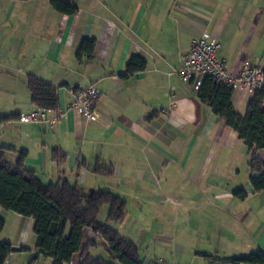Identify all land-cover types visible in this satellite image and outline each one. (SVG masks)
Listing matches in <instances>:
<instances>
[{
    "label": "crops",
    "instance_id": "0c3cea01",
    "mask_svg": "<svg viewBox=\"0 0 264 264\" xmlns=\"http://www.w3.org/2000/svg\"><path fill=\"white\" fill-rule=\"evenodd\" d=\"M63 1L73 4L75 13L58 12L50 0H0V117H10L0 121V145L12 148L7 160L14 163L26 150L25 167L50 182L64 178L116 191L126 206L128 199L140 207L169 206L171 217H136L162 220V228L138 227L151 234L147 239L156 232L170 234V244L154 247L151 262L139 251L145 264H231L233 253L264 252V217H257L264 215V191L254 192L249 181L247 145L172 73L203 32L220 41L218 56L228 71L237 73L246 61L264 67V0ZM84 38L96 40L93 58L77 62ZM133 55L144 58L146 66L126 77ZM28 75L57 88L60 108L48 111L54 122L18 120L36 108ZM89 84L100 93L94 121L69 109L70 88ZM254 94L234 91L233 110L244 116ZM53 148L66 155L63 162L52 161ZM256 155L264 160V150ZM97 160L112 173L93 172ZM81 162L85 166L78 168ZM237 189L245 191V199L234 197ZM183 209L210 217H185ZM129 218L113 228L121 233ZM15 219L19 230L0 241L24 250L5 264L35 252L32 219ZM122 233L136 243L134 234ZM89 239L97 243L89 252L100 246L108 256L100 257L109 260L103 239L86 227L82 246ZM79 261L77 252L69 264Z\"/></svg>",
    "mask_w": 264,
    "mask_h": 264
},
{
    "label": "trees",
    "instance_id": "16d2710c",
    "mask_svg": "<svg viewBox=\"0 0 264 264\" xmlns=\"http://www.w3.org/2000/svg\"><path fill=\"white\" fill-rule=\"evenodd\" d=\"M58 12L73 14L77 8L63 0H50ZM96 40L84 38L80 41L75 59L92 60ZM144 58L133 55L125 66L124 76H131L145 69ZM27 88L31 102L36 108L57 112L60 108L57 88L34 75H28ZM233 90L224 85H216L210 77L203 79L197 92L201 103L208 104L212 112L235 130L247 145L250 160L249 181L254 192L264 191V160L257 157V150H264V88L257 91L249 101L244 116L238 115L231 102ZM10 117H0L6 121ZM12 148L0 145V207L33 221L32 232L36 237L32 261L39 256L50 258L53 264H69L73 255L80 252L79 264H145L139 249L132 239L115 230L111 224L123 220L126 214V201L111 190H94L84 193L82 186L67 179L44 183L35 171L25 167L27 151L21 150L14 163L7 160ZM51 159L60 163L66 155L59 149H51ZM85 166L84 162L78 168ZM92 171L101 175H110L112 169L96 161ZM235 198L243 200V189L233 192ZM106 209L104 220L98 217ZM5 220L0 216V232ZM90 228L103 239L102 246L109 252L110 259L93 257L89 252L97 243L89 239L82 246L83 229ZM24 248H15L10 242L0 241V264H5L9 256ZM231 264H264V252H251L246 256L230 258Z\"/></svg>",
    "mask_w": 264,
    "mask_h": 264
},
{
    "label": "built area",
    "instance_id": "2783aa9c",
    "mask_svg": "<svg viewBox=\"0 0 264 264\" xmlns=\"http://www.w3.org/2000/svg\"><path fill=\"white\" fill-rule=\"evenodd\" d=\"M221 43L208 32L194 41L187 54L181 56L180 64L172 73L198 92L203 79L210 77L216 85H224L233 91L249 89L256 93L264 88V67L243 62L237 73H232L226 68V63L218 56ZM73 101L69 109L76 111L87 121H94L99 117L97 102L100 97L94 84L85 88H70ZM21 123L39 124L52 123L55 119L48 117V111L35 108L31 112L20 114Z\"/></svg>",
    "mask_w": 264,
    "mask_h": 264
},
{
    "label": "rangeland",
    "instance_id": "374dc122",
    "mask_svg": "<svg viewBox=\"0 0 264 264\" xmlns=\"http://www.w3.org/2000/svg\"><path fill=\"white\" fill-rule=\"evenodd\" d=\"M37 176L44 183L50 182L49 181L50 179L45 174L37 173ZM89 184L90 183H88L87 186H82V190L84 193H90L91 191H94V190H105V189H102L100 187H90ZM94 186H96V185H94ZM114 190H116V189H114ZM115 193H116V191H115ZM127 203H128V205L126 206L125 217H130V218L127 220V222H125L123 230L121 228H119V230H122V232L126 231L127 233L130 232V233L134 234L133 236L136 239V241H135L136 246H138L139 251L141 252V255L143 257H145L146 262L149 263V262H151V260H153V258H154L153 256H155L154 251H153L154 247L158 248L161 245L170 244V237H169L170 234H161V233L156 232V235H153L151 237V239H147V238H149V236H151V234H147L145 236L143 234L144 229L140 230V229H138V227L139 228H141V227L147 228V226H149L150 230H148V231H151L152 229L158 228V227L162 228L161 227L163 225V223H161L162 220H160V223H158V220L149 219V218L138 219L136 217H171V214L169 213L170 207L169 206H166V207L163 206L162 207V206H154V205H151V206L148 205V206L140 207L132 199H128ZM188 210L189 209H183L184 212L188 213L185 217H210L208 214L203 215L202 213H198L199 211H197V212L193 211V213H192ZM105 215H106V209L104 208L99 212L98 217L100 218V220H104L103 217H105ZM0 216L3 217L5 220V226L3 228L4 232H2V231L0 232V233H2V234H0V237L8 240L12 235H14V233L19 228V223H18V221H16L15 217H24V216H21L19 214L11 212V211H6V210L2 209L1 207H0ZM172 216L177 217L174 214ZM250 217H253V216H250ZM257 217H264V215H263V213H259L257 215ZM138 223H139V226H138ZM261 224L259 223L258 226H260ZM111 226L114 228L115 227L118 228L119 224H117V226H116L115 223H112ZM130 233H128V235H130ZM122 234H124V233H122ZM145 234H146V232H145ZM147 247H148V252L145 251V248H147ZM251 252H255V251H250V252L249 251H247V252L246 251H240L239 253H233L234 255H232V256L233 257L246 256ZM90 253H91V256H93V257H100L101 255H104L103 256L104 258L108 257L104 254L103 249L100 246H98V248H92ZM26 257L27 256H16L15 258H13V264H29L32 260V255L28 258H26ZM177 258H179V257H177ZM31 264H53V263L50 260H48L47 258H39V259L32 261ZM167 264H173V261L172 262L169 261V263H167Z\"/></svg>",
    "mask_w": 264,
    "mask_h": 264
}]
</instances>
